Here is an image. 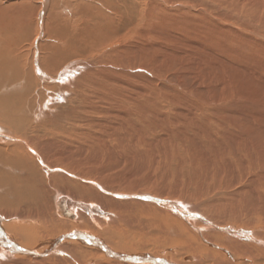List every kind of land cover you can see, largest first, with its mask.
Instances as JSON below:
<instances>
[{
  "label": "bare ground",
  "instance_id": "6f19581e",
  "mask_svg": "<svg viewBox=\"0 0 264 264\" xmlns=\"http://www.w3.org/2000/svg\"><path fill=\"white\" fill-rule=\"evenodd\" d=\"M0 13V264H264V83L220 59L264 68V0H28ZM134 37L163 46L123 45ZM139 58L223 79L226 104L137 88Z\"/></svg>",
  "mask_w": 264,
  "mask_h": 264
},
{
  "label": "rangeland",
  "instance_id": "374dc122",
  "mask_svg": "<svg viewBox=\"0 0 264 264\" xmlns=\"http://www.w3.org/2000/svg\"><path fill=\"white\" fill-rule=\"evenodd\" d=\"M1 2H0V6H6V7H8L9 5H13V4H17L19 1H22V2H24V1H28V0H0ZM21 3V2H20ZM73 7V8H72ZM70 8H71V13L70 14H62V12H58L60 15H61V17H63L64 19H70L69 17H73V12L76 10V8L74 7V6H70ZM10 9V8H9ZM49 10L47 9V12H48ZM17 13V6H15V8H14V10L13 11H11L10 10V12L8 11V14H16ZM2 16H0V18H3V17H5L7 14H5V13H0ZM229 25V23H227V22H224V25ZM234 24V25H233ZM232 26H234V28H236V30L237 31H239V32H243L244 33V35H246V34H248V32L250 31L249 29H247V27L245 26V25H243V24H241V23H238V22H232ZM172 38H174V36H177V37H179V38H181L182 39V37H180L179 35H178V33L176 32V31H173V32H171V33H168ZM238 34V33H237ZM242 39L241 38V35H239L238 36V38L237 39ZM138 39H140L141 41H143V42H147V44H145V45H152V44H150V43H157L158 42V40H159V44H157V45H162L163 46V44L161 43V41H160V39H158V40H156V39H153V40H149V39H146V38H142V37H134L131 41H126L123 45H132L133 47H137L138 45H141V44H139V42H138ZM152 39V38H151ZM238 41H240V45H246L247 44V42H241V40H238ZM224 44L226 45V47L228 48V45L230 44L229 43V41L226 39L225 40V42H224ZM144 45V46H145ZM193 45H195L194 43H193ZM254 45V44H253ZM140 47V46H139ZM251 45L248 47V49L250 50V52H251ZM141 49V50H140ZM147 49V48H146ZM157 49H160V50H162V51H164V48H162V47H158V46H155L152 50H151V53L153 54ZM225 50H226V52L228 53V54H232L230 51L231 50H229V49H226V48H224ZM139 50L140 51H142V48H139ZM134 51H137V50H134ZM213 51V50H212ZM132 52V51H131ZM214 52V51H213ZM246 52V51H245ZM99 54H100V52H98ZM97 52H94V54H89V56L87 57V58H83V60L85 59V60H87V61H89L92 65L91 66H89V67H86L85 65V67H86V69L84 68L83 70H82V72L84 73V72H87L88 70V68H89V70L91 69V67H94V62L96 61V62H98V61H103V60H105V58L103 57V55H105V50H101V55L102 56H100L99 54H98ZM215 53V52H214ZM247 53V52H246ZM97 54V55H96ZM220 54V53H219ZM93 55H95V56H93ZM98 56H100V57H103L102 59H98ZM145 56V55H144ZM93 57V58H92ZM99 57V58H100ZM220 59L222 60V61H224V62H227V63H230L233 67H234V71L235 72H237V73H240V74H244L245 75V77H247L248 76V78H251V76H252V78H255L256 80H258L259 81V83H264V68H261V67H259L258 65H257V62H259V61H255V60H251L250 61V63L248 64L245 60H242V61H240V60H236V59H231L230 60V58H228L226 55H222V54H220ZM91 58V59H90ZM152 59L153 58V56H151V57H149V58H146L145 60H148V59ZM228 58V59H227ZM140 59V58H139ZM92 60V61H91ZM93 60H94V62H93ZM98 60V61H97ZM144 60V61H145ZM220 60V61H221ZM226 60V61H225ZM261 60H263V59H261ZM260 60V61H261ZM140 61V63H138V62H135V65H136V68L131 72L132 73V78L134 79L133 81H132V84H135V86H137V85H141L143 88H145V90L146 91H148V90H153V92H157V90H159L158 92H160L161 91V93H162V95H166V96H168V97H171V99L172 100H174V105L175 104H180L179 106H183L184 105V101L182 100L183 98H180V100L179 99H177L178 98V96H177V92H179L180 91V93H182V94H184L186 97H187V99H188V102L186 101V104L188 105V103H190V104H196L197 102H199V101H206V102H210V104L211 103H213L214 101V99H216L215 101H217V99H219V101L221 102V105H225L226 103H224L225 101H223V100H226V99H224L223 97V95H226L227 94V92H224V91H222L223 90V86H221L220 84H222V82H223V79H219L220 81H218L217 80V84L219 85V86H215V84L214 83H212L211 82V80L209 81H207V80H205V79H203V80H200L199 79V75H198V72H199V70L197 69V67H191L190 69H186V71H187V73H186V71H183L184 72V74H185V76H183V78H181V79H179V78H177V75H178V73H181V69H172V71L171 70H169V71H164V69H163V67H165V66H163L164 64H163V62L162 61H157V66H152V67H150V66H146L145 64H144V61H142L141 59L139 60ZM245 61V62H244ZM264 61V60H263ZM95 62V63H96ZM148 62H150V61H148ZM160 63H162V64H160ZM221 63H223V62H221ZM255 63V64H254ZM161 66H160V65ZM224 64V63H223ZM125 66H129V65H125ZM158 66H160L161 67V73H159V74H157L158 72L157 71H159V69L158 70H154L155 69V67H156V69H157V67ZM258 66V67H257ZM187 67H189V66H187ZM169 69V68H168ZM86 70V71H85ZM128 70H130V66L129 67H127V68H125V71H128ZM148 70L150 71V73L152 72L153 74H155V72H156V74L153 76V75H151L149 72H148ZM184 70V69H183ZM155 71V72H154ZM192 71V72H191ZM182 72V73H183ZM248 74H247V73ZM82 73V74H83ZM165 73V74H164ZM219 75H221L223 78H228L229 77V74L225 71V70H221L219 73H218ZM168 76V77H167ZM106 78H107V80H110V81H115L113 78L114 77H109V76H107L106 75ZM110 78V79H109ZM168 78V79H167ZM251 78V79H252ZM169 80V81H168ZM225 80V79H224ZM227 82H228V80H227ZM225 85L226 86H230L229 84H227V83H225ZM158 87V88H157ZM137 88H138V86H137ZM162 88V89H161ZM175 88V89H174ZM176 88H178V89H176ZM157 89V90H156ZM154 90H156V91H154ZM179 93V94H180ZM156 94V93H155ZM174 96V97H173ZM196 96V98H194ZM263 97H264V95H263ZM203 98V99H202ZM209 98V99H208ZM236 98V97H235ZM177 100V101H176ZM190 100V101H189ZM208 100V101H207ZM258 100H260V101H264V98H260V99H258ZM192 102V103H191ZM195 102V103H194ZM220 102H216V103H220ZM186 105V106H187ZM167 140V142L165 143V144H168V147H170L169 145H172L173 146V142L172 141H174L173 139L171 140H169V138L168 139H166ZM171 143V144H170ZM164 145V144H163ZM171 146V147H172ZM174 146H175V144H174ZM156 174H158V173H156ZM158 178H159V175L157 176V180H158ZM157 182H159V183H161V181H157ZM168 183H170V182H168ZM171 184H173L172 182H171ZM174 185V184H173ZM191 190V189H190ZM190 190H188L187 188L184 190L185 192H183V194H179V195H181V196H183L184 195V193L186 194L187 192V194L183 197V198H186L187 199V197H188V200L190 199V200H193V197H194V195H193V193H192V191H190ZM195 192V191H194ZM191 194H192V196H191ZM191 196V197H190Z\"/></svg>",
  "mask_w": 264,
  "mask_h": 264
}]
</instances>
